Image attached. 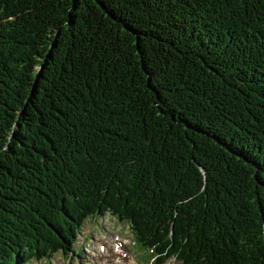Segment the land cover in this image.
<instances>
[{
  "label": "trees",
  "instance_id": "trees-1",
  "mask_svg": "<svg viewBox=\"0 0 264 264\" xmlns=\"http://www.w3.org/2000/svg\"><path fill=\"white\" fill-rule=\"evenodd\" d=\"M106 214L157 264H264V0H0V264Z\"/></svg>",
  "mask_w": 264,
  "mask_h": 264
},
{
  "label": "rangeland",
  "instance_id": "rangeland-1",
  "mask_svg": "<svg viewBox=\"0 0 264 264\" xmlns=\"http://www.w3.org/2000/svg\"><path fill=\"white\" fill-rule=\"evenodd\" d=\"M123 225L114 222L109 216L92 218L83 226L76 245L81 248L80 255L70 253L72 254L70 257L57 252L51 259L46 258L41 261L33 259L28 264H109L104 259L110 253L108 255L101 253H107L109 249L117 253L121 247L124 250L121 251V258L123 257L124 260L119 264H153L149 250L142 248L135 241L133 226L130 224L128 227L126 223ZM123 252L126 254H122ZM163 264L181 263L174 258Z\"/></svg>",
  "mask_w": 264,
  "mask_h": 264
},
{
  "label": "bare ground",
  "instance_id": "bare-ground-1",
  "mask_svg": "<svg viewBox=\"0 0 264 264\" xmlns=\"http://www.w3.org/2000/svg\"><path fill=\"white\" fill-rule=\"evenodd\" d=\"M121 249L123 248H120L117 253L114 252L113 249L111 250L109 249L107 253H101V254L108 255L110 253L104 260L109 262V264H115V262L119 264L120 261L124 260L123 257L121 258Z\"/></svg>",
  "mask_w": 264,
  "mask_h": 264
}]
</instances>
